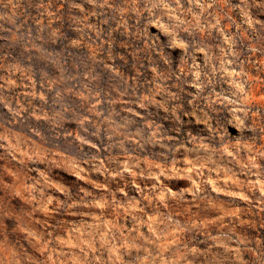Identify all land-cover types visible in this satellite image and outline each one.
Instances as JSON below:
<instances>
[{"label":"rangeland","instance_id":"obj_1","mask_svg":"<svg viewBox=\"0 0 264 264\" xmlns=\"http://www.w3.org/2000/svg\"><path fill=\"white\" fill-rule=\"evenodd\" d=\"M0 264H264V0H0Z\"/></svg>","mask_w":264,"mask_h":264}]
</instances>
